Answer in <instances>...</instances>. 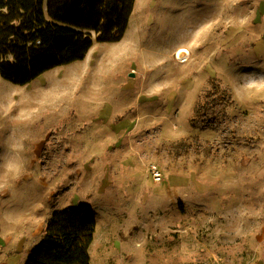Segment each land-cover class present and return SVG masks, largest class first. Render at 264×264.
<instances>
[{
	"label": "rangeland",
	"instance_id": "rangeland-1",
	"mask_svg": "<svg viewBox=\"0 0 264 264\" xmlns=\"http://www.w3.org/2000/svg\"><path fill=\"white\" fill-rule=\"evenodd\" d=\"M79 203L100 264H264V0H135L121 39L25 85L0 76L16 255Z\"/></svg>",
	"mask_w": 264,
	"mask_h": 264
},
{
	"label": "trees",
	"instance_id": "trees-1",
	"mask_svg": "<svg viewBox=\"0 0 264 264\" xmlns=\"http://www.w3.org/2000/svg\"><path fill=\"white\" fill-rule=\"evenodd\" d=\"M134 3L47 0L44 6V0H0L1 78L25 85L51 68L82 60L94 39H121ZM209 82L217 91L214 80ZM96 224L87 203L53 212L24 264H91Z\"/></svg>",
	"mask_w": 264,
	"mask_h": 264
},
{
	"label": "crops",
	"instance_id": "crops-1",
	"mask_svg": "<svg viewBox=\"0 0 264 264\" xmlns=\"http://www.w3.org/2000/svg\"><path fill=\"white\" fill-rule=\"evenodd\" d=\"M25 232H27V230L23 231V229H19V228L16 232L15 230L8 231L7 227L0 224V264H24L25 263L26 259L29 256L30 249L39 240V239H36L33 244H30V246H28L27 257L20 258V256L16 254H19L20 251L21 252L24 251L25 243L28 242ZM95 233H96V229H95ZM95 233H94V239H95ZM10 243L13 244L12 245L13 249H11ZM93 243H94V240L90 246V261H91V264H100L99 260L100 258L103 259V257L102 256H97V258L94 257L93 251H92ZM101 253H103V251H101ZM10 259H14V261L12 262L10 261Z\"/></svg>",
	"mask_w": 264,
	"mask_h": 264
},
{
	"label": "water",
	"instance_id": "water-1",
	"mask_svg": "<svg viewBox=\"0 0 264 264\" xmlns=\"http://www.w3.org/2000/svg\"><path fill=\"white\" fill-rule=\"evenodd\" d=\"M186 53H187V51L185 50V49H179L178 51H177V57L178 58H183L185 55H186Z\"/></svg>",
	"mask_w": 264,
	"mask_h": 264
},
{
	"label": "built area",
	"instance_id": "built-area-1",
	"mask_svg": "<svg viewBox=\"0 0 264 264\" xmlns=\"http://www.w3.org/2000/svg\"><path fill=\"white\" fill-rule=\"evenodd\" d=\"M153 176L156 181L160 179V172L155 167L153 168Z\"/></svg>",
	"mask_w": 264,
	"mask_h": 264
}]
</instances>
